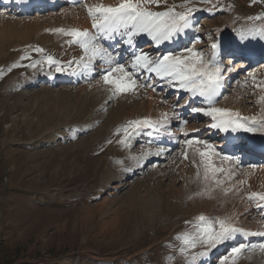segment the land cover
<instances>
[{"label":"rangeland","instance_id":"374dc122","mask_svg":"<svg viewBox=\"0 0 264 264\" xmlns=\"http://www.w3.org/2000/svg\"><path fill=\"white\" fill-rule=\"evenodd\" d=\"M100 1L107 3H91ZM184 2L167 0V5ZM188 6L194 13L210 11V17L202 15L195 20L201 34L188 47L203 53L206 59V31L217 32L226 24L219 35L242 32L252 17L264 22V0H188ZM152 7L163 11L166 5ZM66 10L61 7L46 13L47 17H22L12 8V13L0 10V264H193L179 253L177 237L192 231L198 212L210 216L211 207L212 214L226 212L246 225L253 221L257 215L251 216L248 207L261 202L247 197L256 191L264 193L255 181L260 167L237 168L227 184L207 181L204 172L196 169L199 154L195 147L187 151L190 158L186 161L174 156L159 165L148 163L136 173L137 163L151 146L138 141L129 147L121 143L124 132L117 130L132 117L154 114L160 107L166 108L169 117L165 106L169 96L159 97L158 107L152 108L145 87L113 96L101 73L87 84H41L44 55L72 59L78 54V45L67 42L71 37L54 31L66 24L74 26L72 15H79V10L69 9L65 22L61 14ZM80 12L89 18L84 5ZM53 16L55 22L49 19ZM246 28L235 35L244 38ZM35 48L44 51L38 53ZM237 67L226 101L219 102L227 104L229 110L240 105L239 109L252 114L264 103V99H258L261 95L264 98V62L245 71L252 78L245 84L239 83L242 70ZM154 116L150 119L153 122L154 118H163L158 112ZM126 155L132 157L126 158L128 164L121 168L117 161ZM217 177L223 181L221 174ZM185 180L192 186L191 193L184 190ZM235 213L239 216L234 217ZM254 222L263 225L259 215ZM231 249L214 253L212 264H221L224 257H228L225 264H264V251L260 249L243 251L235 259ZM193 251L204 248L198 246ZM194 264L203 263L197 260Z\"/></svg>","mask_w":264,"mask_h":264},{"label":"snow or ice","instance_id":"6c2138e0","mask_svg":"<svg viewBox=\"0 0 264 264\" xmlns=\"http://www.w3.org/2000/svg\"><path fill=\"white\" fill-rule=\"evenodd\" d=\"M162 3L166 5L163 11L153 10L152 6L159 7ZM84 7L95 33L88 29L75 28L69 30L55 29L54 31L71 37L67 42L77 44L82 49L84 55L80 57L77 63L83 68L90 69L92 61L97 57L103 59L110 66L102 79L104 84L110 86L113 96L133 92L139 87H151V85L138 83L134 74L130 73L122 64L111 67L114 58L107 49L98 43V40H112L116 36H120L124 44L135 48L134 37L146 34L155 44L159 45L165 41H170L176 35L182 34L190 26V17L194 11L188 6V0L179 5H167V0H119L114 5L98 3L85 4ZM177 8H182L184 11H177ZM261 36L264 38V32L261 33ZM219 47L218 43L211 44L212 53L211 58L208 59L194 48H186L184 53L179 55L168 53L156 57L140 51L133 55L131 68L136 71L143 70L147 73H154L161 79H167L192 96L204 97L211 105L214 103L215 97L220 94L219 88L224 79L223 68L216 59ZM34 50L38 53L44 51L42 48H35ZM45 59L49 64L57 63L51 56H47ZM56 70L61 71L62 69L58 66ZM114 74L119 75L114 77ZM192 112L203 113V115L211 117L213 121L211 127L222 132L229 130L252 132L256 130L255 127L249 126V118L241 117L238 112L229 109L192 108ZM164 118L167 119L166 114ZM252 120L254 121L255 117ZM142 127L154 128L155 122L148 118L127 121L121 129L125 133V140H122L121 143H124ZM192 143L191 140L185 141L186 145ZM196 143L204 144L205 149H207V151L196 149L201 157L200 165L197 167L203 166L204 168L203 179H212L216 173L224 172L225 170L217 168L212 160V156L215 154L214 148L203 141ZM185 158H187L186 153ZM199 175L200 173L197 172V176ZM214 182L220 183L219 180ZM247 199L264 202V193L252 192ZM257 206L264 207V203H257ZM235 234L264 236V232H246L244 229L236 227L230 219L210 220L208 217L200 215L192 223V231L184 232L177 237L180 241L178 251L181 255L190 258L194 264L198 258L207 256L209 250L232 239ZM198 246L204 248V251H193ZM259 247L261 251H264V244ZM245 250L246 246L241 244L238 247H233L230 255L235 259ZM227 259L228 257L222 258L221 264H225Z\"/></svg>","mask_w":264,"mask_h":264},{"label":"bare ground","instance_id":"6f19581e","mask_svg":"<svg viewBox=\"0 0 264 264\" xmlns=\"http://www.w3.org/2000/svg\"><path fill=\"white\" fill-rule=\"evenodd\" d=\"M52 1H56L57 2V4L59 3L60 5L61 4H63V3H70V0H50V2H52ZM111 1H113V0H109V1H107V0H105V5H109L110 3H111ZM6 2L7 1H1L0 0V7H2V6H4V5H6ZM100 3H101V1H100ZM104 4V3H103ZM9 6H12V4H8V5H6V11H9V12H11V8H9ZM57 6H55V7H53V8H51V9H54V8H56ZM44 11H47V10H49L47 7H45L44 9H43ZM13 12V11H12ZM69 12V9L68 10H66L65 12L63 11V13L61 14V17H62V19L66 22V18H67V13ZM15 13H19V14H21L22 15V17H24L23 15V13H21L20 11H16ZM78 14L79 15H77L76 16V14L74 13L73 15H72V20H73V27L74 28H77L78 26V28L80 29V30H83V29H90V31L92 32V26L90 27V19H85L82 15V13L81 12H78ZM46 16V15H45ZM47 17V16H46ZM40 18V17H39ZM21 19H23V18H21ZM49 19L52 21V22H55V18H54V16L53 17H49ZM24 23V22H23ZM27 23V22H26ZM25 24V23H24ZM66 25H68V24H66ZM195 27L196 26H193L192 24H191V19H190V26L188 27V28H186L185 30H184V32L182 33V34H179V35H176V36H174V38H173V41H174V43L175 44H177V39L178 38H180L181 36L182 37H189V35H190V33H192L193 31H195L196 29H195ZM77 28V29H78ZM226 28V27H225ZM228 29V28H227ZM225 30V29H224ZM230 31V30H229ZM228 32V31H227ZM224 33H226V32H224ZM261 33H262V31H261V25L260 24H258L257 26H249V27H247L246 28V30H245V32H244V38H241V37H239V35H234L233 36V40H229L227 43H225L224 42V38H223V41H219L218 42V44L220 45V47H219V49L218 50H220V49H226V48H228L230 45H234V42L235 41H237L238 43H236V44H242L243 45V57H247V56H249L250 55V53H252V52H260V51H264V38H262V36H261ZM212 36H216V37H218L219 36V33L218 32H216V31H208L207 33H206V36L205 37H207V38H210V37H212ZM119 39V44H118V46L115 48V50H113V55H112V57L114 58L113 59V62H116L117 60H118V58H121V56L119 57L118 56V54L121 52V50H122V48L124 47V43L122 42V38L120 37V36H116L115 37V39ZM140 39H142V41L143 40H148V41H150L151 43L150 44H148V45H146V46H144L141 50L136 46L135 47V51L136 52H140V51H143V52H147V53H149V55L151 56L152 54L154 55L155 53H156V51H157V49H158V47H160L161 45H163V44H168L170 41H165L164 43H162V44H159V45H157V44H155L146 34H141V35H139V36H136V41H134V44L136 45L139 41H140ZM102 40H105V42H107V41H112V40H114V39H112V40H106V39H101V41ZM98 42H99V40H98ZM103 47H105L106 48V46H104L103 44H101ZM108 47V46H107ZM109 48V47H108ZM107 48V49H108ZM127 48H129V51L130 52H132L131 51V48H132V46H130V45H127ZM110 50L112 49V47H110L109 48ZM157 55H155V57H156ZM97 61L98 62H100V63H102V61H104L103 59H101L100 57H97L95 60H93L92 61V63H91V67H90V69H85V68H83L82 66H80V72H79V74L73 79V81H84V80H87V79H91L92 78V76L95 74V71L93 70V65H95L96 63H97ZM240 62V66H239V69H244V68H246L247 66H249V64H248V62H247V60L246 59H243V60H240L239 61ZM104 63H105V61H104ZM106 66H107V63H106ZM222 67L224 66V65H221ZM235 66V65H234ZM238 68V67H237ZM50 73H52L51 71L50 72H48V74L46 75V77L47 76H49L50 75ZM146 73V75H148V73L147 72H145ZM154 74V73H153ZM245 74V73H244ZM247 74V73H246ZM154 78L156 79V80H161V78H159V77H157V76H155V74H154ZM244 77H242V79H243ZM251 78V77H250ZM100 79V78H99ZM252 79V78H251ZM90 83V82H89ZM226 83H228V81L226 82ZM241 83H246V80H245V78L241 81ZM231 84V83H230ZM229 84V85H230ZM96 85V84H95ZM229 85H228V87H229ZM168 86V90H170V91H173V89H174V86H173V84L172 83H170L169 82V84L167 85ZM259 86V85H258ZM264 87V86H263ZM260 88V87H259ZM258 89V88H257ZM261 91H263L264 92V90L262 89ZM258 92V91H257ZM263 94V93H262ZM223 95H224V93L222 94V96H221V100H222V98H223ZM148 101H149V105H150V107L152 108L153 106H157L158 104H156L158 101H160V98L158 97V96H155V94L153 93V92H151V91H148ZM168 101V103L166 104V106H168V108L169 107H172L171 105H175V107H174V109H175V113L178 111V110H180V105H177L176 103H175V98H174V96H171L170 98H169V100H167ZM225 101V100H224ZM223 101V102H224ZM257 103H258V101H256ZM231 103V102H230ZM232 104V103H231ZM259 104H261V102L259 103ZM170 105V106H169ZM158 107V106H157ZM214 107H217V108H227V109H230V107H228V105L226 104V106H224V105H222V102H218V104H216V106H214ZM235 107H238L237 109H233V110H231V111H233V112H235V111H239V112H241V113H244L245 114V112H244V110H242L241 108L239 109V107H241L240 105H237V106H235ZM155 108V107H154ZM192 108H197L196 106H192ZM162 109V110H161ZM264 109V103L262 102V105H260V111H262ZM157 112H158V114L159 115H162L163 116V118L162 119H160L161 120V122H163V124L165 123V122H167V124H165V125H163V126H166V127H168V125H169V117L167 116V110H166V108L164 107H161L160 109H158L157 110ZM170 113V112H169ZM251 113V112H250ZM165 114H166V116L168 117L167 119H165L164 117H165ZM201 115H203V113H200ZM262 116V113L261 112H256V114L255 115H248V117L250 118V121L251 122H253V123H255V122H257V121H260V122H262V124H261V126L260 127H256V130H255V132L256 133H258V132H264V120H261L260 119V117ZM157 117V116H156ZM253 117H255V120L253 121L252 120V118ZM160 118V117H159ZM173 118H176V115L174 114V117ZM210 117L208 116V118L207 119H209ZM149 119H151V118H149ZM199 116H197L196 115V113H194V112H192V110L190 111V114H188V115H185V116H183V117H181V118H179V123H182V125L185 127V128H187L188 130H189V132H188V134H190V132H197V131H199V129L197 128V126H196V123L199 121ZM160 122V121H159ZM158 122V124H155V127L154 128H152V127H145V128H147V131L145 132V135L148 137V138H151V139H154V140H157V142H159V143H166L167 144V141L168 140H170V139H172V140H178V138H177V134L176 133H172V132H170L169 130H165V131H161V125H162V123L160 122L159 123ZM204 123L202 124V126L203 127H205L207 124H209V123H207V121H203ZM173 123V122H172ZM189 125V126H188ZM184 128V129H185ZM187 130V131H188ZM187 133V132H186ZM208 135H210V131H208V132H206L205 133V136L206 137H208V139L209 140H212L211 138H209V136ZM245 146H246V144H240V147H242V148H240V149H242V150H240L239 149V156L238 157H235L234 159L231 157V159H233V162H232V166H234V164H237V163H239L240 162V160L242 159V156H243V154L245 153V151H246V149H245ZM165 147H167V145H165ZM214 147H216L217 148V151H215V153L216 154H220V153H223V152H225L226 151V147H223L222 146V144L220 143V142H213V148ZM202 151H207V149H203ZM189 152H191V151H189ZM188 152V153H189ZM193 153V152H192ZM174 153H173V151L171 150V151H169L168 150V148H165L164 149V151H162V152H156L155 153V155H156V158L155 159H167V158H169L170 157V155L172 156ZM186 154H187V152H186ZM215 154V155H216ZM189 155V154H188ZM217 156V155H216ZM135 157V156H134ZM213 157V156H212ZM148 158V157H147ZM190 158V157H189ZM191 158H193V157H191ZM176 160V159H175ZM182 160V159H181ZM191 160H193V159H191ZM221 161V160H220ZM219 161V162H220ZM123 162H124V159H122L121 161H119V165H122L123 164ZM259 163H261V164H257L256 166H258L259 165V167H260V170H261V172H260V174H259V176H257L258 178L255 180V181H257V183H259L258 185H260V187L262 186L263 188H264V163H263V161L262 160H259L258 161ZM182 163V162H181ZM200 163V162H199ZM178 164H179V162H178ZM185 165V164H184ZM195 166H196V164H195ZM198 166V165H197ZM181 167V166H180ZM247 167V166H246ZM246 167H243V168H246ZM117 168H119V167H117ZM179 168V167H178ZM181 168H183V167H181ZM252 168V167H251ZM250 168V169H251ZM256 168V167H255ZM197 169V168H196ZM248 169V168H247ZM194 170V169H193ZM198 171L200 170V172H202L201 171V169L199 168V169H197ZM192 171V170H191ZM234 171V170H233ZM257 171V170H256ZM259 171V170H258ZM193 172H195L196 173V171H193ZM238 173H239V171H238ZM251 173V172H250ZM259 173V172H258ZM236 174V173H235ZM234 173H233V175H235ZM243 174V173H242ZM244 174H245V172H244ZM183 175V174H182ZM201 175V174H200ZM246 175H248V174H246ZM253 175V174H252ZM237 176V175H236ZM239 176H241L240 174H239ZM189 177H191V176H189ZM248 177H250V176H248ZM255 178H256V175H255ZM184 179H186L187 180V177L186 178H184ZM237 179V178H236ZM244 179H245V176H244ZM184 181V184H183V186H184V190H185V192H187V193H191L192 191V186L191 185H189L188 184V181ZM192 180V179H191ZM190 180V181H191ZM208 180H210V179H208ZM207 180V181H208ZM234 180V179H233ZM254 180V179H253ZM201 181V180H200ZM203 181H205V180H203ZM250 181V180H249ZM212 182V181H211ZM239 182H241V180L239 181ZM191 183H192V181H191ZM247 183V182H246ZM204 184V183H203ZM208 184V183H207ZM227 184V183H226ZM234 184H235V182H234ZM237 184H238V180H237ZM236 184V186H238ZM245 184V183H244ZM215 185V184H214ZM218 185V184H217ZM233 185V184H232ZM207 186V185H206ZM219 186V185H218ZM230 186H231V184H230ZM235 186V185H234ZM240 186H241V184H240ZM187 187V188H186ZM227 187V186H226ZM205 188V187H204ZM212 188H214V187H212ZM234 188V187H233ZM232 188V189H233ZM238 188V187H237ZM252 188V187H251ZM254 188H256V187H254ZM216 189V188H215ZM223 189V188H222ZM230 189V188H229ZM236 189V188H235ZM258 189V188H257ZM260 189V188H259ZM220 190V189H219ZM239 189H237V191H238ZM261 190V189H260ZM202 191V190H201ZM236 191V190H235ZM259 191V190H258ZM262 191V190H261ZM252 192V191H251ZM257 192V191H256ZM263 192V191H262ZM214 193V192H213ZM229 193V192H228ZM227 193V194H228ZM237 193V192H236ZM198 194V193H197ZM217 194V193H216ZM230 194V193H229ZM218 196H219V194H217ZM217 195H215V197L217 196ZM237 195V194H236ZM197 196V195H196ZM220 197V196H219ZM218 197V198H219ZM225 197V195L223 196V198ZM217 198V199H218ZM221 198V197H220ZM237 198V197H236ZM240 198V197H239ZM213 199V198H212ZM231 199V198H230ZM245 199V198H244ZM234 200V199H233ZM236 200V199H235ZM152 201V200H151ZM214 201V200H213ZM221 201V200H220ZM193 202H194V200H193ZM225 202H227V200L225 201ZM147 203V202H146ZM261 203H264V202H261ZM209 204H211V203H209ZM213 204V203H212ZM226 204V203H225ZM238 204V203H237ZM240 204V203H239ZM152 206V205H151ZM229 206V205H228ZM249 206V205H248ZM255 206H257V205H255ZM219 207V206H218ZM245 207H247V205L245 206ZM150 208V207H149ZM244 208V207H243ZM259 207L257 206V209H258ZM263 207H260V209H262ZM153 209V208H152ZM210 209V208H209ZM248 209H249V207H248ZM236 210H238L237 208H236ZM247 210V209H246ZM233 211H234V209H233ZM212 212H213V208L211 207V209H210V211H209V214H212ZM255 212V211H254ZM238 214L237 213H235V215H234V217H236ZM241 215V214H240ZM239 216V215H238ZM238 218V217H237ZM260 218V217H259ZM261 219V218H260ZM261 223L262 224H264V219H261ZM237 225L238 224H240V222H237L236 223ZM235 223H234V225L236 226V227H238L237 225H236ZM246 232H249V231H247V230H245ZM250 232H252V231H250ZM254 232H258V231H254ZM260 232H262V231H260ZM235 236L237 237V238H241V240H246L250 235H243V234H235Z\"/></svg>","mask_w":264,"mask_h":264}]
</instances>
